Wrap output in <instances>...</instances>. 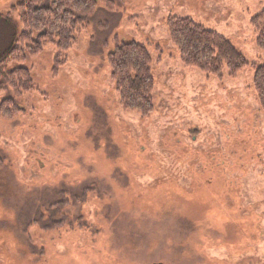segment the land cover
I'll return each mask as SVG.
<instances>
[{"label":"rangeland","instance_id":"obj_1","mask_svg":"<svg viewBox=\"0 0 264 264\" xmlns=\"http://www.w3.org/2000/svg\"><path fill=\"white\" fill-rule=\"evenodd\" d=\"M23 1L0 0V54L22 30L6 15ZM113 1L111 12L98 4L58 76L51 43L9 65L29 69L35 90L14 96L16 118H0V191L8 181L19 190L0 195L5 264H264V112L253 89L264 51L251 24L264 0ZM169 17L224 37L248 65L235 78L183 66ZM115 37L152 59L147 116L118 105Z\"/></svg>","mask_w":264,"mask_h":264},{"label":"trees","instance_id":"obj_2","mask_svg":"<svg viewBox=\"0 0 264 264\" xmlns=\"http://www.w3.org/2000/svg\"><path fill=\"white\" fill-rule=\"evenodd\" d=\"M98 4L109 12L115 6L113 0H24L8 9L6 20L18 16L22 30L12 36L8 47L0 54V91L11 90L13 94V97L0 100V118H16L21 109L15 98L35 90L29 69L16 67L10 70L9 65L40 54L43 45L51 43L56 50L51 72L53 77L58 76L66 64L65 52L75 45L77 35L85 28ZM166 24L169 40L177 47L183 66L217 78H222L226 69L227 76L235 78L248 65L228 40L190 19L169 17ZM251 24L258 33L257 45L264 51V12L254 17ZM107 61L119 107L142 116L149 115L153 111L154 80L152 59L147 49L134 41H120L115 37ZM253 89L264 112V65L254 68ZM5 185L7 188L0 191L2 200L16 197L17 187L9 181ZM3 258L6 259L0 254V264H5Z\"/></svg>","mask_w":264,"mask_h":264}]
</instances>
